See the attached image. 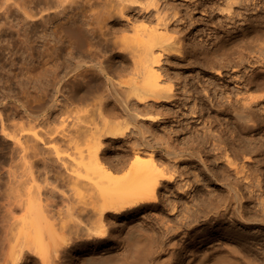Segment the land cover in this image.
Wrapping results in <instances>:
<instances>
[{"label":"bare ground","instance_id":"6f19581e","mask_svg":"<svg viewBox=\"0 0 264 264\" xmlns=\"http://www.w3.org/2000/svg\"><path fill=\"white\" fill-rule=\"evenodd\" d=\"M249 1L226 0L231 14L238 3L258 12L239 14L232 27L217 25L210 47L194 44L187 54L227 73L251 65L243 51L225 53L240 37L264 40V4ZM172 14L178 13L167 0H0V264H27L32 255L33 264H264V194H258L264 193V172L250 183L254 173L244 164L229 159L225 169L249 184L225 177L226 192L212 200L213 214L201 207L212 214L210 246L193 236L202 213L182 196L193 188L187 179L193 172L181 163L198 157L206 168L196 145L210 136L181 139L186 126L160 131L156 125L181 121L171 106H181L173 77L164 75L171 52L185 48ZM241 76L238 84L245 81ZM251 96H225V104L209 96V106L230 115L239 131L258 129L264 119L255 106L264 97ZM176 191L179 201L170 199ZM256 197L259 207L245 206ZM150 207L171 217L184 207L197 220L193 225L185 216L182 224L163 228L162 222L170 240L157 246L144 226L130 227L131 214ZM122 215L126 221L113 222ZM117 228L125 235L119 242ZM184 229L188 236L178 244ZM112 238L116 247L101 246ZM165 246L174 249L169 258Z\"/></svg>","mask_w":264,"mask_h":264},{"label":"rangeland","instance_id":"374dc122","mask_svg":"<svg viewBox=\"0 0 264 264\" xmlns=\"http://www.w3.org/2000/svg\"><path fill=\"white\" fill-rule=\"evenodd\" d=\"M256 1H260L261 3L264 4V0H256ZM167 2L178 13L176 16H173V14L170 15L169 21L171 26L176 29L177 37L180 38L181 45L185 47V48H181L183 54L179 52H171L172 54H170V56L168 57L169 60L166 62L164 68V71H166L164 72L165 77H167V75H171L173 77L172 81L174 82L176 92L178 93V97L181 99L180 107H178L179 103H175V102L171 103L173 110L178 111V113L180 114L181 121L176 123V122H171L173 119H166V120H162L161 123L156 125L160 131H166L169 128H171V126H174L175 128H184L186 126L185 130L180 132L181 139L193 135H199L200 137H204L207 134L208 136H210L209 140L205 143V145L202 143L196 145L197 149L198 148L201 149V150L199 149V151H202L200 153H202L201 155L203 160L206 159V166L210 169V171L209 169H207V167L205 168L202 161L198 157L192 158L191 161L189 162L181 163L182 168L185 167L187 169H190V172L191 171L193 172V173L191 172L192 175H189V177H187V179L189 178V181H191L193 188L189 192H183L182 196H184L185 194L186 195L184 196L185 199L182 198V200L184 199L186 202H188L189 205H191V203L193 202L192 211L198 213L199 210L201 209L200 211L202 214L200 215L199 212L197 215L199 221L194 218L193 219L188 218L190 212L189 210H186L184 207H180L181 211L179 210L178 213L179 215L178 214L175 215L176 217L175 216L171 217L169 213L170 211L169 212L166 211L165 213V211H163L161 207L160 208L155 207V209L154 207H150L146 209H140L139 211L132 214L130 213L132 216L130 227L133 226V229H137V228L143 229L144 226L143 230H145L147 235H151L152 237L151 236L150 237L152 241L154 239V241L158 243L157 246H159L160 241H164V243L166 241L168 243L170 240L168 239L167 234L165 232L166 228L163 229L166 237H164L165 235L162 230V228L166 227L167 224L177 223V225H180L182 224L183 221L186 222V221L194 220L192 221V223L193 225L195 224L198 225V229L196 230V232H194L193 236L195 238L196 237L198 238L196 240L192 236L193 237L192 239L196 241L202 240V242L204 240L205 246L209 247L210 244L208 243V238H209L210 226L208 223V219L214 212V211L211 212L210 209L212 208L211 206L212 200H214V198L217 201H218L217 198H219L220 200L222 197L221 194L226 192L225 183L222 184V181L225 182V180H223L225 177L228 176L231 177L234 174L231 177L232 179L234 180H238L239 178L242 179L241 176L237 178V175L233 172L235 171L234 169H228V171H226L225 165L227 161L230 159L231 162L238 163L239 167H242L244 164L245 167L247 168L246 170L248 171V173H254L255 176L258 175L256 177L254 175L253 177H250L253 180L250 181V183L254 181L262 180V177L260 175H262L261 172H264V166H263L264 151H262V149H258L262 147V144L264 145V122L263 124L261 123L259 125L258 129H245L243 131H239L237 124L235 123V121L232 120L233 118L230 115L213 111L210 108L209 96H211V98L214 97L215 101H217V104L228 103L226 99L227 96H230L232 100L233 99L236 100L238 98H243L248 96L250 97L251 95L255 97L256 96L264 97V87H262V84L264 82V64L261 63V60L264 57V40L263 41L260 40L258 35L252 38L240 37V40L236 41L234 44H232L227 49H225V53L232 56L237 55L235 53L238 51H243L248 58H251V60H253V63H251V65L247 64L246 67L242 69V72H234L235 73L234 74L231 73L232 72L231 71L230 73H227L225 69L220 68L219 66L217 67V69L215 68L212 69L210 67L205 66L200 60H198V58L196 57V55L193 54V52L190 55L187 53L190 51V49L193 48L194 44L199 45L200 47H210L209 39L211 38L214 32V28L217 25L226 26L227 24H229L232 27L234 26L235 21L239 23L240 19L242 18L241 15L239 14L243 13L245 15H254L258 11H254L252 9L247 10L244 7L245 3H238L232 8L233 14H231L228 12V5L226 0H213L212 2L211 1L208 2L206 0H167ZM249 2L250 1L248 0V3ZM211 7H217L218 9H216L215 11H210ZM213 9L214 8H212V10ZM259 14L264 16V9ZM261 29L263 28L261 27ZM58 35L63 36V33H60ZM12 44L14 45L13 41ZM121 58L123 59V57H119L118 59ZM219 68L220 70L217 71ZM37 75H39V72H36V76ZM43 76L45 75L43 74ZM238 76L243 77L242 78L243 81L245 78V81L242 82V84H238L236 82L237 78H239ZM4 84L7 87L12 86L13 88H15L14 80L9 79L8 77L4 78ZM186 90L189 92L190 95H193L190 99H187L183 94ZM262 102L256 105L259 107L256 108L255 106V109L261 110L258 111L260 113L257 116L258 118L264 119V101ZM194 111L196 112L195 115H194ZM252 147L257 148V150L256 149L253 150ZM205 150L207 152H205ZM221 168H223V171ZM230 171H232V173ZM215 173H217L218 175ZM227 173L230 175H227ZM235 175L236 177H234ZM240 179L238 180L240 183L241 182L247 183L245 180L242 179L243 181H241ZM248 184L249 182L247 183V185ZM242 191L247 193V190L246 191L242 190ZM167 194L170 195L172 193L167 192L165 195ZM258 194L263 195L264 194L263 190L258 191ZM171 196L170 199H173L174 201L176 199H178L176 201H179V199L181 200V198H179V195L177 194V191L176 193H173ZM202 201L204 204L202 203ZM210 201L211 204H209ZM258 202H260V200H257L256 197L252 201L245 202V206L255 207L256 205V207H259L260 204ZM200 203L201 205H199ZM201 207L202 208L204 207L203 208L204 210H208L212 214L210 212L209 214H207L208 211L204 212V210ZM162 213L163 214L165 213L164 214L165 216L161 215ZM166 214L168 215L167 217L169 218L166 217ZM127 215L119 216L118 218L114 219L113 222H116L117 225H120V223L127 220L126 218ZM160 216L164 217L165 219ZM185 216H187L186 217L187 219L185 218ZM148 217L149 219H147ZM182 217L185 219L183 220ZM154 219L155 221L156 219H158L156 222L159 223V225L154 221ZM180 219H182L183 221ZM204 220H206L207 222ZM227 221L230 223L233 222L229 220ZM162 222H164L165 226H162L163 224ZM179 222L180 224H178ZM237 223L239 222L237 221ZM155 224L157 227L158 226L159 227L157 228L156 226H154ZM145 226H147L146 229ZM240 227H242L241 224ZM156 228L159 230L155 231ZM118 229L121 228H117L115 234L119 242L122 240V238L125 235L123 234V232H121ZM259 229L261 230V228H257V230ZM161 230L162 232L160 233ZM184 230L187 233L186 234L182 233L183 235L180 234V236L175 237L176 239L173 238V241L175 239L176 241H178V244L181 238L183 241H185V239L188 236V231L186 229ZM156 232H158L159 234H157ZM172 233H170L169 235H171ZM174 233L172 235H174ZM162 235L165 239L162 237ZM161 237L163 238V240ZM184 237L185 239H183ZM226 237L229 236L227 235ZM166 238L168 239V241ZM182 240H181V244L183 242ZM114 241H115L114 238L107 239L102 242L101 246L114 245L116 247L117 245L114 244ZM234 246L238 247V245H236L235 243ZM106 247L109 248L110 246H106ZM165 248L166 251H163L164 252L163 257L164 258L171 257V253L174 251V249H170L169 246H165ZM206 251H208V249H206ZM125 252L126 250L124 251L123 247L120 248L118 247L119 254H124ZM147 252L148 250H146L145 248L143 252H141L139 259L144 260L145 257H147ZM30 257H34V256L32 255ZM30 257L28 259L27 264H33L32 259ZM66 264H74V263L68 262Z\"/></svg>","mask_w":264,"mask_h":264}]
</instances>
